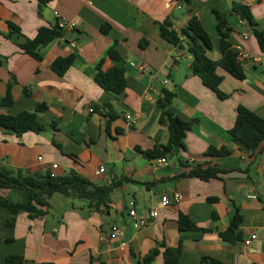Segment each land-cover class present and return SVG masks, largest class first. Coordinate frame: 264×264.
Masks as SVG:
<instances>
[{
  "label": "crops",
  "instance_id": "1",
  "mask_svg": "<svg viewBox=\"0 0 264 264\" xmlns=\"http://www.w3.org/2000/svg\"><path fill=\"white\" fill-rule=\"evenodd\" d=\"M233 1L251 6L253 27L246 20L239 24L243 19L233 12ZM214 11L233 27L231 49L249 56L242 61L245 80L219 71L226 99L191 72L187 38L175 46L160 36L165 22L180 33L196 16L212 40L208 56L218 60ZM58 19L74 23L73 31L44 47L41 61L24 53L20 46ZM255 29L264 31V0H49L43 6L39 0H0V102L8 91L14 100L11 106L0 104V114L14 116L46 105L37 116L44 131L17 135L0 128V164L37 176L75 172L111 189L101 202L54 194L46 216L31 219L21 210L14 226L7 224L13 214L0 206V264L9 256L22 257L23 264H142L153 249L160 254L151 264H165L166 247H181L179 264H209L204 258L264 264V141L254 153L229 133L239 105L264 119V52ZM111 47L118 60L109 57ZM69 55L74 63L60 76L51 65ZM113 67L126 72V88L119 95L95 81L99 70ZM164 90L176 94L172 111L191 126L184 148L149 158L148 151L163 152L169 142L168 127L159 122ZM210 147L229 153L211 156ZM197 165L224 172L208 180L189 177ZM100 168L105 171L99 173ZM174 192L181 201L161 208V197ZM0 193L14 204L28 201L23 190ZM132 209L148 223L136 225ZM153 209L158 215L150 219ZM236 209L243 240L257 235L246 248L242 241L220 237ZM180 214L197 229L180 230ZM112 225L119 226L121 236L102 241Z\"/></svg>",
  "mask_w": 264,
  "mask_h": 264
},
{
  "label": "trees",
  "instance_id": "2",
  "mask_svg": "<svg viewBox=\"0 0 264 264\" xmlns=\"http://www.w3.org/2000/svg\"><path fill=\"white\" fill-rule=\"evenodd\" d=\"M47 2L49 0H39L40 6L45 5ZM186 2L190 4V0H186ZM232 9L241 19L246 20L250 27H253L254 19L251 14V6L233 1ZM213 13L216 19V33L219 37L221 50V58L218 60H213L208 56V52L213 48L212 40L196 16L191 17L188 26L180 33L171 30V24L165 22L160 26V36L175 46H181L183 43L182 38H187L189 40L188 51L193 58L190 68L191 72L198 76L204 86L214 91L220 99H226L228 95L223 93L219 88L223 81V76L219 74V71L222 70L240 81L246 79V73L242 61L238 60L237 54L231 49L228 41L233 27L219 12L214 11ZM107 31L103 29L104 33H107ZM64 34L65 32L57 24L52 27H42L38 30L34 39L25 41L20 47L24 53L41 61V50L55 39L63 37ZM254 35L261 51L264 52V31L255 29ZM108 55L110 58L118 60V55L113 47L110 48ZM74 60V55L57 58L53 61L51 69L62 76L69 70ZM100 65L101 62L97 66L98 69ZM125 73L123 67H113L105 72L99 70L95 75V81L104 90L119 95L126 88ZM25 94L28 95L26 91ZM175 96L176 94L174 92L168 90L163 91V99L159 103L162 110L159 122L160 124L167 125L170 134L169 142L161 147L163 152H160L159 149L148 151L146 155L149 158L156 156L163 157L167 153L177 152L184 148V136L186 131L190 129L191 124L181 120L172 111L171 104ZM13 103L14 100L9 91L0 102L2 106H11ZM45 109V104H39L34 112L23 111L14 116L0 114V128L17 135H22L29 131L40 133L45 130V126L37 121V116L39 113L45 111ZM236 112V121L229 133L234 140L240 142L255 153L264 141V119L242 105L237 107ZM50 127H53V125H50ZM228 153L229 151L226 148L216 149L210 147L208 149V155L211 156H226ZM222 172L224 171L217 168H203L201 165H197L187 175L189 177L208 180ZM3 190H23L28 197L26 203L14 204L0 193V206L9 209L13 214V217L7 221V224L8 226H14L16 215L21 210L26 211L31 219L46 216L50 208L48 200L54 194L58 193L67 197L73 196L80 199L101 202L104 195H107L111 189L92 185L75 172L66 176L57 177H52L50 173L45 174V176H37L22 170L13 171L0 164V191ZM213 218L215 219V216ZM241 222L242 216L239 210L236 209L230 219L228 229L220 234L222 240L230 243L242 241L243 237L239 230ZM178 225L180 230L197 229L189 218L183 214L179 215ZM159 254L158 249H153L143 258L142 264H151ZM180 256L181 247H166L163 252L165 264H179ZM23 262L24 259L20 256H9L3 264H23ZM202 262L223 264L220 261L209 258L202 259Z\"/></svg>",
  "mask_w": 264,
  "mask_h": 264
},
{
  "label": "built area",
  "instance_id": "3",
  "mask_svg": "<svg viewBox=\"0 0 264 264\" xmlns=\"http://www.w3.org/2000/svg\"><path fill=\"white\" fill-rule=\"evenodd\" d=\"M239 24L245 25L246 22H245V20H239ZM57 25L65 33L72 32L74 27H75L74 23H72L70 21H66L64 19H58ZM247 37H248V34L243 33V38L247 39ZM237 58L240 61H244V60H247L249 58V56L245 53H241V54H237ZM128 118H130V117H128ZM159 162L161 164H164L166 161H165V159H161ZM54 167H56V165H54ZM104 171H105L104 168L99 169V173H103ZM181 199H182V196L179 192H174L172 196L163 195L161 197V200H160V207L165 209V208L169 207L171 204L179 203L181 201ZM129 215L135 221L136 225H138L140 227L144 226L149 221L148 218L145 216H140V217L137 216V213L134 209L130 210ZM157 215H158V212L155 209H153L149 212V218L150 219L156 218ZM120 236H121V230H120L119 226L112 225L110 227L108 235L106 237L102 238V241L111 242ZM256 238H257V235L255 233H253V234L249 235V237L247 239L242 240L243 248L249 247L251 245V243L254 240H256Z\"/></svg>",
  "mask_w": 264,
  "mask_h": 264
}]
</instances>
